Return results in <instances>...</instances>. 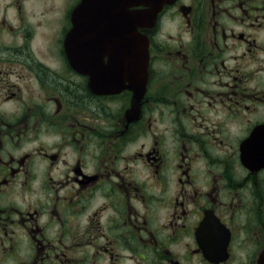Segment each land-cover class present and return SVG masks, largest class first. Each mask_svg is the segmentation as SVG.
Here are the masks:
<instances>
[{"label":"flooded vegetation","instance_id":"flooded-vegetation-1","mask_svg":"<svg viewBox=\"0 0 264 264\" xmlns=\"http://www.w3.org/2000/svg\"><path fill=\"white\" fill-rule=\"evenodd\" d=\"M82 1L0 0V264H264V0L128 4L141 78Z\"/></svg>","mask_w":264,"mask_h":264},{"label":"water","instance_id":"water-1","mask_svg":"<svg viewBox=\"0 0 264 264\" xmlns=\"http://www.w3.org/2000/svg\"><path fill=\"white\" fill-rule=\"evenodd\" d=\"M134 3H139V0H83L79 5V8L76 10V18L74 17L75 25L79 24L80 16H86L82 21H85V25L83 28L92 30L94 28V24L99 19V21L107 20L114 21L115 23L110 24L111 26L105 25V29L109 31H118L123 39V31H126L127 34L130 32L129 38L127 41L123 39L122 43L125 42L127 46L130 47V77L131 78H141L142 76H147V66L149 59V51H148V42L142 39L138 32V26L141 21V13L140 11H133L129 13L126 11V7L128 4L133 5ZM120 7H117V6ZM98 6H103L98 7ZM124 6V7H123ZM99 16L98 18L96 16ZM103 15V17H101ZM129 16V18H128ZM127 20L125 23L124 21ZM100 26V25H99ZM77 26L74 27L72 37H75V30ZM86 45L91 47V43L83 44V47L86 48ZM70 47V45H69ZM77 46L75 44L71 45L69 49V53L75 54ZM84 52L91 53L90 51L85 50ZM72 61L76 63V65H83L86 67V64L91 62L90 59L76 60L72 58ZM85 64V65H84ZM91 71V69H89ZM110 78L116 76H109ZM101 78V76H100ZM123 79V78H115ZM111 83V82H108Z\"/></svg>","mask_w":264,"mask_h":264}]
</instances>
